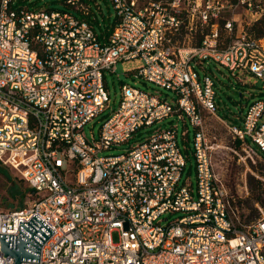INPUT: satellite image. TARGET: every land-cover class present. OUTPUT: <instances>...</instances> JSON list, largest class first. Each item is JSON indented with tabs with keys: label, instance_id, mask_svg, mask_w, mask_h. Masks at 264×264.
I'll return each instance as SVG.
<instances>
[{
	"label": "built area",
	"instance_id": "1",
	"mask_svg": "<svg viewBox=\"0 0 264 264\" xmlns=\"http://www.w3.org/2000/svg\"><path fill=\"white\" fill-rule=\"evenodd\" d=\"M15 3L0 0V164L32 198L0 211V234L16 235L33 215L52 231L37 262L19 264H264V214L239 221L202 127L216 106L207 63L248 72L264 89V34L238 22L264 24V0H110L115 18L101 37L77 15L78 0H63L76 14ZM133 58L134 77L175 98L121 84L88 141L83 125L108 108L103 71ZM263 113L264 100L245 105L227 125L235 144L264 152ZM171 116L193 128L194 193L180 181L176 126L158 125Z\"/></svg>",
	"mask_w": 264,
	"mask_h": 264
},
{
	"label": "rangeland",
	"instance_id": "2",
	"mask_svg": "<svg viewBox=\"0 0 264 264\" xmlns=\"http://www.w3.org/2000/svg\"><path fill=\"white\" fill-rule=\"evenodd\" d=\"M85 2L89 5L90 22L95 32L114 21L115 15L110 0H84ZM20 3L27 6L28 9L49 8L67 10L76 14L75 11L63 4V0H21ZM238 15L239 11L236 16ZM238 22L243 26L247 24V28L250 26L249 29L253 26L255 31L264 29V24L261 21H248L247 18L242 17ZM140 64L139 58L117 60L114 63V73H109L107 70L103 71V85L108 95V108L83 125L82 134L85 139L89 141L92 134L93 138L97 139L98 128L102 119L117 107L121 84L154 93L160 98H165L168 102L175 98L172 91L134 77V70ZM205 71L213 78L216 103L215 114L202 112V127L210 146L211 167L215 177L218 178L229 196V204L238 215L239 221L248 223L264 214V158L247 147L235 144L227 125L238 121L246 103L257 98L264 100V89L261 88V81L258 78L239 69H235L230 74L226 68L209 62L205 66ZM248 93L253 94V96H249ZM262 120H264V113L258 121L261 122ZM158 125L161 127L176 126L177 142L180 146L184 144L189 154V158L185 159V167L181 173L180 181L185 178L186 182L191 183L194 193L195 169L194 159L191 155L192 126L188 123L184 125L172 116L163 119ZM182 130L187 131V136L183 137L184 142L180 135ZM134 139L137 137L132 140ZM121 147L124 146L100 151L97 154L117 153ZM27 188L13 169L0 164V211L26 205L28 200L32 198V195L26 191ZM22 191L23 194H21ZM112 239L115 241L114 234H112Z\"/></svg>",
	"mask_w": 264,
	"mask_h": 264
},
{
	"label": "water",
	"instance_id": "3",
	"mask_svg": "<svg viewBox=\"0 0 264 264\" xmlns=\"http://www.w3.org/2000/svg\"><path fill=\"white\" fill-rule=\"evenodd\" d=\"M51 232L34 215L27 222L18 220L16 235L0 234L2 256L9 255L11 264H19V261L37 262L39 246Z\"/></svg>",
	"mask_w": 264,
	"mask_h": 264
},
{
	"label": "trees",
	"instance_id": "4",
	"mask_svg": "<svg viewBox=\"0 0 264 264\" xmlns=\"http://www.w3.org/2000/svg\"><path fill=\"white\" fill-rule=\"evenodd\" d=\"M20 1L21 0H16V3H15V5L17 6V7H23V8H27L28 9V7L27 6H24V5H22L21 3H20ZM78 2H80V4L82 5V6H84L85 7V12H81V11H77V15L78 16H80V17H83L84 19H86V20H89V23L91 24V12H90V8H89V5L87 4V2H85L84 3V0H78ZM95 6L97 7V5L95 4ZM45 9H48V8H45ZM92 18H93V16H92ZM94 19V18H93ZM112 24H113V22L111 23V24H108V25H106V26H104L102 29L100 28L99 29V31H98V35L101 37V35L102 34H104L105 32H108V30L111 28V26H112ZM92 25V24H91ZM98 25V24H97ZM99 26V25H98ZM252 29V30H251ZM251 31L253 32V34L255 35V36H261L262 34H264V29L263 30H257V31H255V30H253V26L251 27ZM248 95L249 96H253V94H251V93H248ZM257 99H259V98H257ZM252 101V100H251ZM247 104V103H246ZM215 105H216V103H215ZM215 111H216V106H215ZM186 137L187 136V131L185 130L184 131V134L181 136V138H182V141L184 142L185 140L183 139V137ZM181 152H182V154L184 155V157H185V159H188L189 158V154H188V151H187V148H186V146L184 145V144H182L181 146ZM258 154L261 156V157H263L264 158V152H258ZM19 178V177H18ZM20 179V178H19ZM21 180V179H20ZM22 181V180H21ZM26 191H28V193H29V195H31V190H30V188H27V190ZM21 194H23V191H22V193ZM13 209H16V208H13Z\"/></svg>",
	"mask_w": 264,
	"mask_h": 264
}]
</instances>
